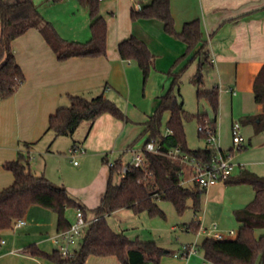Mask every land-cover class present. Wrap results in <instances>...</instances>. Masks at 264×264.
Returning a JSON list of instances; mask_svg holds the SVG:
<instances>
[{
    "label": "crops",
    "instance_id": "obj_1",
    "mask_svg": "<svg viewBox=\"0 0 264 264\" xmlns=\"http://www.w3.org/2000/svg\"><path fill=\"white\" fill-rule=\"evenodd\" d=\"M150 1L100 0V14L106 18L108 25L107 54L59 60L39 27L48 21L65 40L88 41L91 37L89 9L78 0H34L43 22L12 42V50L23 69L25 81L14 95L0 100V189L11 185L14 180L12 172L4 168V163L25 152V143H33L30 166L35 174L64 185L70 194L90 209L100 204L110 176L109 162L120 159L123 164H129L132 160H125V156L128 153L133 156V150L144 147L147 140V134H142L144 123L154 113L159 97L170 90L173 75L183 69L185 71L193 62L188 63L195 51L183 58L187 44L168 34L161 20L131 18L132 10H139ZM170 2L178 31L187 21H201L203 38L207 41L213 60L211 65H207L209 89L219 90V149L231 151L236 174L249 170L261 175V171H264V130L257 132L255 125L260 123L256 117L264 110L263 105L254 99L253 86L264 64V0ZM131 36L144 41L155 55V66L145 85L138 63L123 59L118 51V44ZM174 92L181 94L184 104L181 84ZM69 94L82 95L88 99L102 94L116 102L129 121L105 113L94 122L84 120L72 135L57 136L49 129V119L59 107L69 105ZM203 109L198 113L206 112L212 116L208 105ZM236 121L240 123L242 136L239 146L235 145L232 134V126ZM190 129L192 132L193 129ZM185 130L189 134L188 129ZM197 132L199 135V124ZM170 133L167 128L165 135ZM74 146L83 147L86 152L73 156L69 150ZM75 160L78 163L75 164ZM65 163L72 169H68ZM246 188L249 187L227 182L209 186L205 191V210L208 212L211 207L224 205L229 190H234L226 202L232 207L231 210L244 207L255 195L253 188L252 191ZM220 196L222 199H219ZM76 210H66V217L71 223L76 219ZM220 210L226 211L225 208ZM128 211L132 212L130 209H120L107 218L115 231L124 232L131 238L127 227L121 224L115 226L110 221L112 215ZM219 217L221 219L222 215ZM23 219L24 225L13 226L1 233L0 264H69L33 256L25 250L32 244L47 253L58 250V245L52 240L58 233L56 212L31 205ZM197 222L202 226L198 232L184 227L186 232L195 233V240L190 243L195 242L198 249L187 256L177 253L190 243H182L176 248L160 244L163 239L161 230L152 226L155 225L153 220L147 222L151 226L138 229L135 239L156 241L168 252L158 264H204L207 259L199 250L198 238L202 234L213 237L216 230L205 226L201 220ZM172 229H176V226H172ZM217 230L220 231L218 224ZM81 241L77 246L76 241L72 244L73 251L80 247ZM87 264L122 263L112 256H90Z\"/></svg>",
    "mask_w": 264,
    "mask_h": 264
},
{
    "label": "trees",
    "instance_id": "obj_2",
    "mask_svg": "<svg viewBox=\"0 0 264 264\" xmlns=\"http://www.w3.org/2000/svg\"><path fill=\"white\" fill-rule=\"evenodd\" d=\"M59 2L61 0H51ZM89 9L91 17V37L88 41H67L60 36L51 22L39 27L41 34L49 43L59 60L71 57H94L107 54V20L100 14V0H78ZM131 18L159 19L165 31L187 44L183 58L195 51L189 62L198 60L197 74L192 82L197 88V98L205 99L210 113L188 114L179 92H174L181 84L184 69L173 75V83L168 92L159 97L158 105L144 123V135L154 141L158 151H144L140 167L130 166L123 173L122 161L116 160L110 166L107 189L100 204L90 209L72 196L64 185L56 184L44 175L31 170L30 150L33 143H25V152H20L14 160L4 163V168L12 172L11 185L0 189V240L1 233L13 227L14 222L23 218L31 205H39L58 215V232L70 227L66 217L68 208L81 209L86 219H97L85 229L80 247L72 256L64 258L59 250L47 253L35 244L25 250L33 256L45 257L52 261L69 264H87L90 256L117 258L122 264H158L167 254L156 241L131 239L124 232L115 231L108 221V215L120 210L130 209L133 213L147 212L151 216L165 217L158 201H170L177 212L182 213L191 206L197 213L201 208V196L206 189L191 181L195 168L188 161L175 159L168 155L172 148H180L197 164L208 165L217 156V150L208 145L204 148L188 147L185 122L196 119L198 124L209 121L217 131L219 115L218 88L205 89V65L213 63L207 41L203 38L201 21L194 19L184 23L178 31L171 11L170 0H151L139 10H132ZM43 16L34 0H0V100L15 94L25 81V74L12 50V42L32 27L43 22ZM196 49V50H195ZM118 51L123 59L134 60L142 71L146 84L155 66V55L146 43L135 36L122 40ZM182 58V57H181ZM254 99L263 105L264 110V64L260 68L253 86ZM69 105L61 106L50 116L49 129L57 136L72 135L81 122H94L98 117L109 113L125 122L129 118L124 110L104 95L88 99L82 95L69 94ZM168 112L166 127L170 135L163 132V117ZM260 123L255 125L257 132L264 130V112L257 116ZM199 136L205 139L203 132ZM206 140V139H205ZM222 153L227 154L223 150ZM231 153V151H229ZM115 176L120 177L118 184ZM225 182L231 185H250L254 198L244 207L236 209L234 215L239 223L238 234L234 238L217 239L206 237L199 245L204 257L213 264H264V234L256 236L257 229H264V175L249 170L231 176ZM187 229L198 232L200 224L192 221Z\"/></svg>",
    "mask_w": 264,
    "mask_h": 264
},
{
    "label": "rangeland",
    "instance_id": "obj_3",
    "mask_svg": "<svg viewBox=\"0 0 264 264\" xmlns=\"http://www.w3.org/2000/svg\"><path fill=\"white\" fill-rule=\"evenodd\" d=\"M197 66L198 61L194 60L190 66L186 68L182 75L181 79V89L182 93L184 95V108L188 114H197L198 111H204V107L207 106V102L205 99H198L197 98V88L195 84L192 82V78L197 74ZM208 70V66L205 65L204 67V75H205V89H209V83L208 79L206 77ZM168 112L164 114L163 117V132L166 133V120L168 116ZM185 128L188 129L189 134L187 133V140H188V147L190 149H197V148H204L206 147L207 141H205L204 138H201L198 135L197 128H198V122L196 119L188 120L185 122ZM190 128L193 129L192 132H190ZM133 158L131 153H128L125 156V160L131 161ZM78 160L80 161V157H78ZM66 167L68 169H72L69 164H66ZM72 166V165H71ZM261 175H264V171H261ZM236 173L234 172L233 175ZM238 174H236L237 176ZM120 182V177L115 176L114 183L118 184ZM235 185H244V184H235ZM252 191V187L250 185H244ZM236 189V188H233ZM234 190H229L227 192V199L224 201V205L221 204L219 208H225V210H220L218 207H211V209L207 212L204 207L205 202V193L201 196V203L202 208L197 213L195 210L189 206L186 208L182 213L177 212L174 205L170 201L166 200H160L158 201V204L160 208L164 211L165 217L161 216H151L147 212H141L139 214H135L133 212H119L110 217V221L113 225L118 226L117 224H121L124 227H127V232L130 234L131 238L135 239L137 236L138 229L147 228L151 225L147 224V222L152 221L155 223L157 229H160V234L162 235V243H160L163 246H168L171 248H176L177 246H180L182 243H190L195 240V233L192 231L186 232L184 230V227H186L189 223L192 221H202L203 224L207 227H212L215 223L218 224V229L226 236V238H232L235 237L238 233L239 226L238 221L235 218L234 211L231 210L232 207L230 205L226 204L227 200L229 199L228 196L233 195ZM72 195V194H71ZM73 196V195H72ZM219 199H222L221 196ZM252 200V199H251ZM223 201V200H221ZM218 215H222L221 219L218 218ZM137 216V218L135 217ZM138 216H142L144 218H138ZM172 226H176V229H172ZM229 230H234L235 234H229ZM85 233V232H84ZM264 234V229H257L256 230V236H260ZM84 236V235H82ZM78 237L76 239V246L79 240L81 241L83 237ZM207 235H200L198 238L199 245L203 242V240L206 238ZM159 244V243H158Z\"/></svg>",
    "mask_w": 264,
    "mask_h": 264
},
{
    "label": "built area",
    "instance_id": "obj_4",
    "mask_svg": "<svg viewBox=\"0 0 264 264\" xmlns=\"http://www.w3.org/2000/svg\"><path fill=\"white\" fill-rule=\"evenodd\" d=\"M199 131L203 132L205 135V139L207 144L211 148H215L217 150V156L212 160V162L208 165L197 164L193 159H190L189 156L183 152L180 148H172L169 150L168 155L175 159H181L183 161H188L195 168V172L190 179L191 181H195L200 187L207 189L209 186L219 183L225 182L228 178L233 175L235 164L231 161V153L224 154L220 151L217 141H218V133L211 125L209 121H206L204 124H199ZM232 134L233 141L236 146H239L242 142V136L240 134V123L238 121L233 123L232 126ZM144 151H158V147L156 146L154 141H148L144 144L142 149L133 150V158L129 164H123L122 172L125 173L128 171L130 166L140 167L144 160ZM71 155L76 154H84L86 149L79 146H74L69 150ZM74 163H78V161H74ZM114 162H109V165L112 166ZM97 217L93 216L90 219H86L83 211L81 209L76 210V219L73 223H71L70 227L66 230L56 233L52 240L58 245V250L61 255L66 258L73 255L74 251L72 250V244L75 243L78 237H81L87 226L95 221ZM25 224V220L23 218L17 219L13 226L20 227ZM200 224V230H201ZM212 229L216 230L213 234V237L217 239L226 238V236L217 230V224L212 225ZM233 230L229 231V234H234ZM198 251L197 244L190 243L184 245L182 249L177 253V255H190L194 254ZM204 264H213L211 261L206 260Z\"/></svg>",
    "mask_w": 264,
    "mask_h": 264
}]
</instances>
